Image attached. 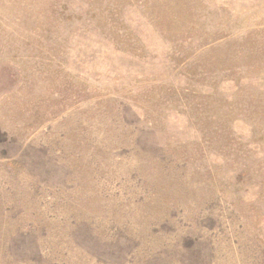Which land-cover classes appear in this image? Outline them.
<instances>
[{
    "label": "rangeland",
    "instance_id": "rangeland-1",
    "mask_svg": "<svg viewBox=\"0 0 264 264\" xmlns=\"http://www.w3.org/2000/svg\"><path fill=\"white\" fill-rule=\"evenodd\" d=\"M0 264H264V0H0Z\"/></svg>",
    "mask_w": 264,
    "mask_h": 264
}]
</instances>
